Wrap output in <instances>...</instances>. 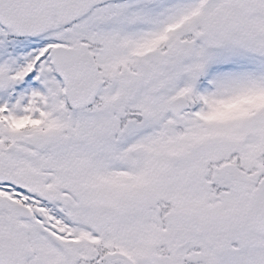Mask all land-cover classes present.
I'll list each match as a JSON object with an SVG mask.
<instances>
[{
  "label": "snow or ice",
  "instance_id": "obj_1",
  "mask_svg": "<svg viewBox=\"0 0 264 264\" xmlns=\"http://www.w3.org/2000/svg\"><path fill=\"white\" fill-rule=\"evenodd\" d=\"M0 264H264V0H0Z\"/></svg>",
  "mask_w": 264,
  "mask_h": 264
}]
</instances>
